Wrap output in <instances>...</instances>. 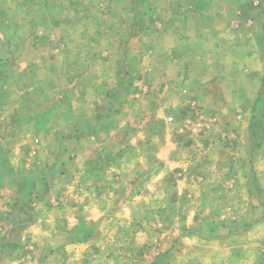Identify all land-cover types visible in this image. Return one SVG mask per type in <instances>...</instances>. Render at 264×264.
<instances>
[{
    "label": "crops",
    "instance_id": "1",
    "mask_svg": "<svg viewBox=\"0 0 264 264\" xmlns=\"http://www.w3.org/2000/svg\"><path fill=\"white\" fill-rule=\"evenodd\" d=\"M55 28L63 35H53ZM0 29L3 38L14 36L20 54L19 61L2 62L0 76L14 63L25 72L34 66L37 100L54 101L56 83L44 75L65 63L59 54L71 69L100 70L99 93L81 98L69 81L66 115L49 105L38 131L52 139L42 138L38 156L17 160L0 142L5 263L11 253L26 255L31 243L34 253L60 258L76 240L75 230L92 229V217L112 208L124 218L155 209L163 197L162 210L171 215L188 192L199 193L201 211H209L208 198L218 193L238 198L228 225L197 224L211 234L197 236L202 245L226 256L243 254L239 246L264 250V0H0ZM3 79L8 99L12 78ZM192 107L227 118V143L218 140L222 145L216 142L198 160L185 158L181 142V122ZM75 203L87 218L83 223ZM29 209L41 218L28 221ZM252 210L261 216H247ZM169 224L164 220L163 229ZM176 225L181 229L182 221ZM159 238L168 243L165 233Z\"/></svg>",
    "mask_w": 264,
    "mask_h": 264
},
{
    "label": "rangeland",
    "instance_id": "2",
    "mask_svg": "<svg viewBox=\"0 0 264 264\" xmlns=\"http://www.w3.org/2000/svg\"><path fill=\"white\" fill-rule=\"evenodd\" d=\"M60 26L63 27V25ZM63 33V28H55L52 32L53 35H63ZM2 36L0 32V72L4 71L2 66L5 59L12 62L20 60L18 47L16 46L15 48L14 46L18 41H14V36L12 38H3ZM31 40L35 39L32 38ZM3 46H8L10 51L6 49L8 52H4L5 48ZM31 46L30 50L34 53L32 48L35 47V43L33 42ZM12 48L15 51L11 53ZM57 58L59 63L61 60L65 63L63 62V65H59L60 68L52 72L48 71L44 75L45 77H52L56 83L53 86V92L56 93L52 103L47 100H37L38 94L36 92L41 91V89H38L33 84L34 79H36L34 66L25 72L18 70L19 65L14 63L12 68L6 71L5 75L2 73L0 76V142H6L11 147L12 156L13 158L16 157L17 160L21 156H28V159L35 158L41 151L42 138L45 139L44 141L52 139L49 135L42 137L38 127L42 125L43 114H51L50 110L46 113L49 105L51 109L58 112L63 109L66 115L68 102L64 99L67 98V93L69 92L68 86H71L69 81L75 82L76 95L81 96V98L84 97L86 92L99 93V85L95 83V80L100 75L99 69H92L91 74H86L83 70H75L71 69L70 66L68 67L67 60L62 54H59ZM81 71L84 73H81ZM127 73L129 72L127 71ZM10 76L12 78L11 94L9 95L10 98L5 99L7 90L3 84V78L7 79ZM84 76H87V78H84ZM91 82L95 84L91 85ZM81 101L76 102V104L80 109H83L84 102ZM181 125L185 129L183 131L181 128L183 132L181 142L185 158H197L198 160V157H200L202 159L208 155L209 152L206 153V151H209L212 148L211 146H214L218 140L223 141V146L224 143H227L226 137L228 134H224L227 130L223 129V127L227 126V118L225 116L205 114V111L199 107H192L189 116L184 119V124L181 122ZM21 130L23 131L22 135L19 132ZM25 133L26 138L24 136ZM24 138L27 140V146L23 147L24 150L21 149L19 151L17 145L19 140H24ZM37 138L40 139L39 144L36 140ZM219 145H222L221 142H218ZM111 155L113 156V153ZM28 164L29 168L33 166ZM20 166L21 164L17 167L20 169ZM22 167L24 166L22 165ZM223 184L228 186L227 182H223ZM188 194L189 196L185 198L179 210L173 211L171 215L165 214L162 210L164 207L163 201L165 200L163 197L159 201L157 198L155 209L149 210L145 208L140 213L135 212L131 213V215L128 213V216L124 215V218L116 213V209L112 208L105 214H97L96 217H92L93 224H95L92 229L87 225V228H84L86 229L85 233L79 232L76 234L75 230L76 240L70 246H64L65 248L62 249L60 258L55 257L54 252L48 255L39 252L34 253L37 250H34V246L31 243L28 244L26 255L23 254L21 258L15 257L16 255L11 253L13 257L8 264H65L69 260L68 264H264V257L263 259L259 257L260 253L264 254V250L259 252L256 249H247L239 246L245 250L243 254L239 253L233 256L230 253L226 256L222 252L218 254L216 250L211 249L209 246L202 245L203 243L197 239V236L202 237L199 235L201 232L206 231V229L196 227L197 224H209L211 221L219 220L220 224L226 226L231 222V201H238L237 196L231 197L234 196L231 195V192L218 193L214 198H208L209 211H201L203 202L199 197V193L188 192ZM213 200L217 203L212 204ZM243 202L242 200L241 203ZM75 205L77 207L75 217L77 221L81 220L80 222L83 223L87 218L84 217V213L81 212V208H78L77 203ZM29 210L28 221L41 218L39 214L31 211V209ZM60 212L61 214H67V206L64 209H60ZM50 214L54 215V212ZM10 215L13 220L18 219L17 212L12 211ZM246 215L249 217L251 215L252 219H255V217L259 218L261 213L252 210L251 213H246ZM244 217L245 215L242 214V220L239 219L240 226L243 224ZM53 220L51 216L49 221ZM164 220H169L170 222V227L166 230L163 229ZM179 221H182L181 229L177 225L175 226V223ZM132 224H134V227ZM84 229H81V231ZM49 230L47 229L46 231L48 232ZM164 233L169 239L166 245H161L163 239L159 237ZM240 233L239 231L236 232L238 235L245 236ZM206 234H208L206 237L211 236L209 229ZM34 236H38V234L35 233ZM259 248L260 246L257 247V249ZM5 249L7 248L0 244V264H7L3 261ZM12 250L14 251L13 247ZM249 250L254 252L255 257L250 258L247 255Z\"/></svg>",
    "mask_w": 264,
    "mask_h": 264
}]
</instances>
